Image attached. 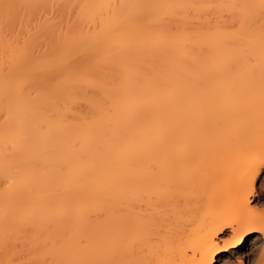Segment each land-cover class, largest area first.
I'll return each mask as SVG.
<instances>
[{
  "label": "bare ground",
  "instance_id": "6f19581e",
  "mask_svg": "<svg viewBox=\"0 0 264 264\" xmlns=\"http://www.w3.org/2000/svg\"><path fill=\"white\" fill-rule=\"evenodd\" d=\"M263 174L264 0H0V264H264Z\"/></svg>",
  "mask_w": 264,
  "mask_h": 264
},
{
  "label": "rangeland",
  "instance_id": "374dc122",
  "mask_svg": "<svg viewBox=\"0 0 264 264\" xmlns=\"http://www.w3.org/2000/svg\"><path fill=\"white\" fill-rule=\"evenodd\" d=\"M61 14V3H56L54 6H53V8L51 9V10H49L48 12H45V14H43V16L45 17V18H47L48 20H54V21H57V20H59L60 18H59V15ZM74 17H75V12L73 11V12H71V13H69L68 15H67V17H66V19H67V23H68V25H72L73 24V22H74ZM215 17H216V15H214V14H212L211 16H210V18L212 19V20H214L215 19ZM223 20H225V21H230V14H227V13H224L223 15H222V17H221ZM66 24H64V28H66V26H65ZM263 177H264V174H263ZM261 180H263L264 181V178H261ZM260 180V182H258V184H256L255 185V190H256V195L252 198V200H255V199H259L260 197L262 198L263 196H264V188H262V187H264V183H263V181H261ZM261 183H263V184H261ZM261 185V186H260ZM263 185V186H262ZM260 196V197H259ZM259 206H261V207H259ZM262 206H264V205H258V206H256V207H253V208H255V210L257 211H255V213H258V212H264L263 210L261 211V209H262ZM258 207H259V210H258ZM261 208V209H260ZM264 208V207H263ZM257 233H255V232H252L251 234H250V236H249V239L247 240V243H246V245L247 246H244V249L247 247H249V243L251 242V241H257V242H259L258 244H261L262 243V245H263V240L262 239H257V237H259V235L257 234ZM256 235V236H255ZM255 237V238H254ZM223 239L224 240H229L230 239V235H225V236H223ZM249 241V242H248ZM262 241V242H261ZM261 245V246H262ZM260 246V245H259ZM258 246V248H261V246L259 247ZM260 250L261 249H256L255 250V252H257L258 254H259V252H260ZM248 253V252H247ZM228 256V257H227ZM256 256H257V254H256ZM226 257V258H225ZM224 257V255H221L219 258H218V260L214 263V264H229L230 263V261L232 262L231 264H240V261H242V264H254V260L256 259V257H255V259H253V258H249V259H243V258H240L239 256H230V255H226ZM223 258H225V259H227L228 261H229V263H227L228 261L226 260V262L225 261H223ZM224 259V260H225ZM224 262V263H223ZM252 262V263H251Z\"/></svg>",
  "mask_w": 264,
  "mask_h": 264
}]
</instances>
